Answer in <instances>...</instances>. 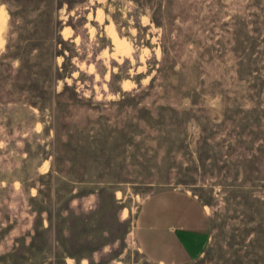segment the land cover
<instances>
[{"label":"rangeland","instance_id":"1","mask_svg":"<svg viewBox=\"0 0 264 264\" xmlns=\"http://www.w3.org/2000/svg\"><path fill=\"white\" fill-rule=\"evenodd\" d=\"M164 192L264 264V0H0V264H155Z\"/></svg>","mask_w":264,"mask_h":264},{"label":"crops","instance_id":"2","mask_svg":"<svg viewBox=\"0 0 264 264\" xmlns=\"http://www.w3.org/2000/svg\"><path fill=\"white\" fill-rule=\"evenodd\" d=\"M205 228V213L195 199L164 192L150 197L143 205L136 239L152 263L184 264L202 254L207 245Z\"/></svg>","mask_w":264,"mask_h":264},{"label":"built area","instance_id":"3","mask_svg":"<svg viewBox=\"0 0 264 264\" xmlns=\"http://www.w3.org/2000/svg\"><path fill=\"white\" fill-rule=\"evenodd\" d=\"M67 264H69V263L67 262Z\"/></svg>","mask_w":264,"mask_h":264}]
</instances>
